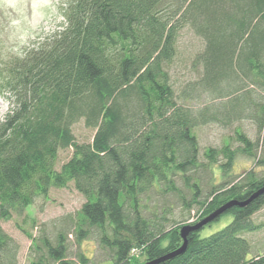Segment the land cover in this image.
I'll use <instances>...</instances> for the list:
<instances>
[{
	"label": "trees",
	"instance_id": "1",
	"mask_svg": "<svg viewBox=\"0 0 264 264\" xmlns=\"http://www.w3.org/2000/svg\"><path fill=\"white\" fill-rule=\"evenodd\" d=\"M63 4L60 31L20 55L6 53L0 60V89L10 102L0 121V264H17L19 249L1 223L22 216L51 188L72 183L84 198L74 219L75 242L95 238L108 252L110 264L147 263L182 245L183 224L157 230L140 212L141 197L154 183L179 196L172 181L178 175L192 194L200 220L226 202H243L264 188V172L230 174L237 155L253 158L258 148V141L235 131L237 147L228 142L204 151L208 170L216 165L228 179L199 199L196 171L205 165L197 162L192 128L205 123V112L196 116L189 106L176 105L164 69L173 59L177 31L188 26L202 38L204 50L192 64L202 66V75L183 92L185 101L196 86L215 88L241 74L264 88V0ZM79 120L95 130L91 143L75 141L71 126ZM257 125L264 128V109ZM66 148L72 155L56 170L58 152ZM255 165L264 167V155ZM263 205L264 192L244 207L228 209L189 233L182 254L158 264H264V255L249 256L250 244L240 236L257 229L250 217ZM226 214L232 216L227 225L200 237L202 229ZM26 237L31 250H40L30 234ZM40 244L48 261L38 256L31 264L89 262L82 253L76 260L67 259L62 233L54 245L44 238ZM133 249L141 252L142 263L131 256Z\"/></svg>",
	"mask_w": 264,
	"mask_h": 264
},
{
	"label": "rangeland",
	"instance_id": "2",
	"mask_svg": "<svg viewBox=\"0 0 264 264\" xmlns=\"http://www.w3.org/2000/svg\"><path fill=\"white\" fill-rule=\"evenodd\" d=\"M63 7V0H0V60L6 53L20 55L60 31L64 24L61 11ZM175 42L173 59L168 65H164V69L168 73L176 105L189 106L196 116L205 112V123H199L192 128L198 143L197 162L205 165L196 171L199 173L196 181L201 191L199 199L202 200L212 186L220 185L228 179L222 177V169L216 165H212L213 168L208 170L210 166L203 153L207 148L217 150L228 142L232 148L237 147L238 144L234 141L235 131L243 133L252 142L258 141V148L253 158L237 155L230 174L234 177L240 176L249 169L259 174L264 172V167L255 165V161L264 155V128L257 125V117L264 109V88L253 82L252 78H244L241 74L239 79L226 78L215 88L204 89L196 86V90L190 92L191 98L185 101L184 97L182 98L183 92L189 88V84L198 82L202 75V66L198 64L192 67V64L196 56L203 52L204 42L188 26L177 31ZM234 68L238 70L237 66ZM9 108L7 94L0 89V121ZM71 132L77 143L88 144L92 142L95 130L87 128L84 121L79 120L71 126ZM71 155V148L60 150L56 170H59ZM222 161L220 158L219 164ZM172 181L181 195L167 191L163 183H154L140 200V212L143 217L151 220L157 230L160 226L168 229L175 224L191 226L204 219L200 220V214L192 203V194L178 175L174 176ZM84 201L72 183L66 188H51L47 197L36 198L22 216L13 215L11 220L1 223L3 231L19 246L17 264H31L38 256L48 261L46 251L40 244L41 240L44 238L54 245L60 233L66 238L67 259L76 260L77 254L82 253L89 260L88 264H110L108 252L99 248L95 238L75 242L74 219ZM231 220L230 214L220 217L218 221L202 229L199 232L200 237L219 231ZM250 220L257 229L243 232L240 236L250 244L249 256L257 258L264 255V205L251 215ZM27 234L35 239L40 250L34 252L30 249L32 242L26 237ZM131 256L139 263L144 261L137 249L131 251ZM249 256L247 258H250Z\"/></svg>",
	"mask_w": 264,
	"mask_h": 264
},
{
	"label": "water",
	"instance_id": "3",
	"mask_svg": "<svg viewBox=\"0 0 264 264\" xmlns=\"http://www.w3.org/2000/svg\"><path fill=\"white\" fill-rule=\"evenodd\" d=\"M263 192H264V188H261L260 190L253 193L248 199H246L243 202H238L236 200H230V201L226 202L224 205H222L221 207H219L218 209L214 210L208 216H206L201 222H199L195 225L182 227L180 229V236L182 239V245L177 250H175L171 253H168V254H166V255H164V256L156 259V260L147 262L145 264H158L162 261L174 258V257L182 254L187 247L186 237L188 236L189 233L197 231L201 227H204L207 223L212 222L214 219L218 218L221 214H223L225 211H227L228 209H230L232 207H239L240 208V207L246 206L248 203L253 201L255 198H257Z\"/></svg>",
	"mask_w": 264,
	"mask_h": 264
}]
</instances>
